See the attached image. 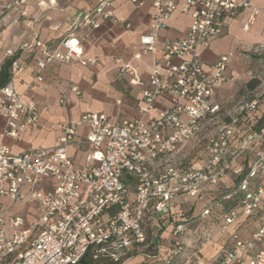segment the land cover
Returning a JSON list of instances; mask_svg holds the SVG:
<instances>
[{
    "label": "built area",
    "instance_id": "built-area-1",
    "mask_svg": "<svg viewBox=\"0 0 264 264\" xmlns=\"http://www.w3.org/2000/svg\"><path fill=\"white\" fill-rule=\"evenodd\" d=\"M179 1L130 0L135 8L148 2L152 9L147 31L132 56L133 61L151 57L135 118L116 124L104 113L82 114L74 122L60 124L61 135L54 147H35L19 154L0 142V264H79L87 253L95 264H128L135 255L158 250L153 246L155 238L148 240L147 232L156 230L157 236L169 223L175 200L197 198L208 187L219 188L227 175L234 178V184L216 203L234 202V206L226 211L220 207L217 212L222 235L262 209L264 123L253 129L244 121L257 102L241 105L219 122L223 114L214 97L226 82L231 55H220L205 68L201 51L221 38L224 20L246 12L243 30H247L257 15L264 18V7H254L251 0ZM16 4L0 3V19ZM111 8L112 0H101L85 10L57 43L35 41L4 52V59L16 60L10 79L0 89L1 141H18L24 133L38 130L37 102L25 99L15 86L24 69L25 51L34 47L41 54L32 66V85L39 88L42 71L53 62L93 66L96 60L85 58L83 49L93 34L109 22L131 28L130 23L115 18ZM177 11L190 20L184 35L160 42V33ZM114 63L119 73L134 75L129 62L115 57ZM130 84H136L134 79ZM70 91L80 98L76 85ZM211 126L213 134L202 148L203 161L175 164L180 150ZM80 149L83 163L78 167L69 152ZM24 200L38 211L27 224L11 212ZM209 213L204 209L201 218ZM184 227H172L173 249L163 264H171L181 254ZM263 237L264 227L248 240L232 234V248L212 264H264V251L253 254ZM152 262L145 264L160 261Z\"/></svg>",
    "mask_w": 264,
    "mask_h": 264
},
{
    "label": "crops",
    "instance_id": "crops-1",
    "mask_svg": "<svg viewBox=\"0 0 264 264\" xmlns=\"http://www.w3.org/2000/svg\"><path fill=\"white\" fill-rule=\"evenodd\" d=\"M3 1H16L18 4L12 6L0 19V65L4 61L3 54L8 49L30 45L35 41L46 44L57 43L66 36L72 22L82 12L94 8L101 0H0V3ZM251 3L256 8L264 7V0H251ZM111 9L115 18L130 23L131 28L126 29L122 23L109 22L96 31L93 34L94 39L87 41L83 46L84 57L96 60L93 66L84 67L78 63L53 62L42 71L43 82L39 88L32 85L35 76L32 66L35 59L41 58V54L34 47L25 51L24 69L17 76L15 86L17 92L25 99L37 102L39 124L37 131L24 133L18 141L0 140L12 153L19 154L35 147H54L61 135L60 124L74 122L82 114L104 113L116 124L137 116V107L141 92L147 82L151 57L147 56L140 61H133L132 56L135 47H138L140 36L147 31L152 9L148 2L141 8H135L130 0H112ZM248 16L246 12H239L235 18L224 20L221 38L211 44L208 49L201 51V60L205 68L218 56L231 55L225 73L226 82L218 89L214 97L215 102L222 109L225 120H227V115L231 114V106L235 103L233 94L235 80L244 78L240 74L244 70L242 57L251 49H264V18L261 14L257 15L254 22L248 24L247 30H243ZM189 23L190 20L186 15L179 11L173 13L160 33V42L165 39L173 40L182 37ZM115 57L129 62L134 75L119 73L114 63ZM132 79L136 82L135 85L130 84ZM74 85L81 92L79 99L70 91V87ZM262 94L255 95L250 101L240 103L246 104L253 100L257 102L255 110L247 112L244 117L246 125L253 129L264 123V96ZM60 99H63L62 104L59 103ZM3 125L4 120L0 118V131ZM85 132L86 129L82 128L81 136H84ZM82 152L81 149L77 152H69L78 167L83 163ZM261 182L264 184V179ZM233 184L234 178L227 175L220 181L219 188L208 187L204 191L205 198L209 197V200H213L216 193V198L219 199ZM130 193H133L131 187ZM177 201L178 199L172 204V215L176 211L181 214L179 207L176 206ZM222 204L225 205L226 208H223L226 211L231 203L222 202ZM15 207L17 208L15 212L21 211V214L12 212ZM11 212L23 217L26 224L38 216L36 207L27 200L15 205ZM198 214L201 215V212ZM210 221L209 219L206 225L211 229ZM217 225L220 228L221 218ZM261 227H264V206L251 218L240 220L231 227L228 234L219 236L213 228L208 231V238L200 243L197 240H185L181 254L176 256L171 264H212L224 251L232 248L234 242L232 234L239 239L248 240ZM170 240L165 241L164 248L153 239L155 241L153 246H157L158 250L149 249L144 255H135L128 264L161 262L169 256L173 249ZM193 242L196 244L193 245ZM259 251H264V237L262 242L256 245L253 254ZM143 256H147L148 259Z\"/></svg>",
    "mask_w": 264,
    "mask_h": 264
},
{
    "label": "rangeland",
    "instance_id": "rangeland-1",
    "mask_svg": "<svg viewBox=\"0 0 264 264\" xmlns=\"http://www.w3.org/2000/svg\"><path fill=\"white\" fill-rule=\"evenodd\" d=\"M242 61L244 70H242L240 74L244 78H236L235 80L233 92L235 95V103L231 106V114L229 115H233L238 108L243 105L240 103L250 101L254 99L255 95H259L261 93H263L262 95L264 96V49H251L249 52L245 53L242 57ZM251 86H253V88H250ZM222 121L224 120L220 117L219 122ZM212 128L213 126L209 127L207 132L194 138L186 144L180 150L179 154L175 156V164H177V162H182L184 163L183 166H190L201 163L204 159L202 152L203 144L205 143V139L209 135L213 134ZM214 195L217 197L216 193ZM216 197L213 198V200H209V197L205 198L203 192L197 198L185 197L184 200L183 198H179L176 206L179 207L181 214L178 211L174 212L169 223H165L164 226L157 232V237L155 232L156 230H149L147 232V239L151 240L156 237L155 241L159 242V246L165 248V241L171 239V228L177 224L185 225V234L183 236L184 241L197 240L200 243L205 238H208V231L213 228L217 235L222 236L217 225L220 222L221 215L217 214V212L220 207H225V205H223L221 201L217 204L216 202L219 200ZM16 207L12 212L21 214V211L15 212L17 211ZM175 208L176 207L174 206V210ZM207 208L210 211L209 215L201 218V215L198 213ZM209 219L211 220L209 223L211 229L206 225ZM156 224L160 226L161 222L158 221ZM194 244H196V242H193V245ZM188 250H190V248H188Z\"/></svg>",
    "mask_w": 264,
    "mask_h": 264
},
{
    "label": "trees",
    "instance_id": "trees-1",
    "mask_svg": "<svg viewBox=\"0 0 264 264\" xmlns=\"http://www.w3.org/2000/svg\"><path fill=\"white\" fill-rule=\"evenodd\" d=\"M16 60V57H11L4 59V61L0 65V89L8 82L11 76V71H12V64ZM234 206V202L230 204L231 207ZM79 264H95L90 257V254L87 253L82 260L80 261ZM163 264V263H160Z\"/></svg>",
    "mask_w": 264,
    "mask_h": 264
}]
</instances>
